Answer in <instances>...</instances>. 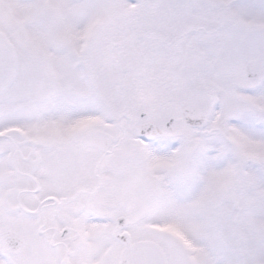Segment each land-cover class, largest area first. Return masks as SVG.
Segmentation results:
<instances>
[{
    "label": "snow or ice",
    "instance_id": "obj_1",
    "mask_svg": "<svg viewBox=\"0 0 264 264\" xmlns=\"http://www.w3.org/2000/svg\"><path fill=\"white\" fill-rule=\"evenodd\" d=\"M0 264H264V0H0Z\"/></svg>",
    "mask_w": 264,
    "mask_h": 264
}]
</instances>
